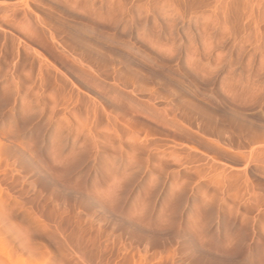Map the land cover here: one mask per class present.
I'll use <instances>...</instances> for the list:
<instances>
[{
	"label": "rangeland",
	"instance_id": "obj_1",
	"mask_svg": "<svg viewBox=\"0 0 264 264\" xmlns=\"http://www.w3.org/2000/svg\"><path fill=\"white\" fill-rule=\"evenodd\" d=\"M0 264H264V0H0Z\"/></svg>",
	"mask_w": 264,
	"mask_h": 264
}]
</instances>
